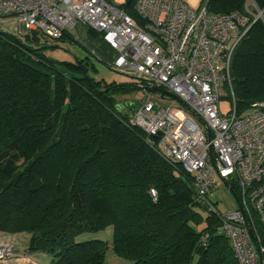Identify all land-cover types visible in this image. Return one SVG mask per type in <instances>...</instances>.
<instances>
[{"label":"trees","instance_id":"16d2710c","mask_svg":"<svg viewBox=\"0 0 264 264\" xmlns=\"http://www.w3.org/2000/svg\"><path fill=\"white\" fill-rule=\"evenodd\" d=\"M105 1L144 25L137 0ZM248 1L200 0L210 13L250 15L229 65L236 112L264 100V0H251L262 15L255 19ZM55 40L85 55L52 58ZM96 58L68 30L52 39L0 29V231L26 233L24 252L44 253L48 264H102L108 245L131 264H236L191 176L129 124L138 103H118L145 85L96 78ZM107 226L110 243L77 239Z\"/></svg>","mask_w":264,"mask_h":264},{"label":"built area","instance_id":"2783aa9c","mask_svg":"<svg viewBox=\"0 0 264 264\" xmlns=\"http://www.w3.org/2000/svg\"><path fill=\"white\" fill-rule=\"evenodd\" d=\"M134 9L143 26L105 0H0V17L25 31L55 39L80 22L100 32L114 52L112 69L178 97L182 104L147 93L129 124L191 176L196 199L217 218L236 264H264V100L236 112L229 76L250 15L210 13L204 2L194 8L182 0H137ZM221 87L231 94L226 114L218 107ZM219 181L234 207L220 210L210 199ZM15 251L0 243V263Z\"/></svg>","mask_w":264,"mask_h":264},{"label":"rangeland","instance_id":"374dc122","mask_svg":"<svg viewBox=\"0 0 264 264\" xmlns=\"http://www.w3.org/2000/svg\"><path fill=\"white\" fill-rule=\"evenodd\" d=\"M245 9L248 12H252L254 15L257 16V18H261L262 15L258 16L260 11L256 9L254 3L249 0L246 5ZM85 26V25H84ZM19 29L18 23L12 19V18H1L0 17V29H13L16 28ZM87 28V26H85ZM72 32V31H71ZM74 32V31H73ZM92 37H95L97 39L101 37L99 36H93L92 34L90 35ZM56 41V40H55ZM54 42V41H53ZM56 44V48H46V54L49 55L52 58L56 59H63V60H73L75 58H80L85 55V50L82 49L79 45L72 43L68 40H57L54 42ZM97 58L95 60V67L96 71L93 73L96 78H104L107 81H115L117 83H122V82H131V78L128 77L127 75L120 73L109 66H105L100 62V60L104 61L105 63H110L112 59L114 58V53L113 51L108 47H103L100 50L97 51ZM230 65V64H229ZM152 94V95H159L158 93L155 92H146L142 89H138L136 91H133L129 94L125 95H119L116 97L118 103L123 105L124 103L128 102H137L139 103L140 100H142L146 94ZM164 103H169L170 101L164 100ZM219 110L221 113L226 114L228 113L232 107H231V94L229 89L225 87H221L220 95H219V103H218ZM210 199L212 201L217 202V208L220 210L227 209L229 207H234V200L231 194L227 192L226 187L219 181L217 188L215 191L212 193ZM111 235H112V227L107 226L106 228L96 231V232H85L82 233L77 239L78 240H87V239H100L103 240L107 243H110L111 241ZM24 241V235H18L16 236L15 241L13 240H7L2 243H9L15 248L14 256L10 258V262H15L13 260L16 259H23L21 261L16 260L19 263L22 264H34L37 263L40 255H34V257L27 258L26 260V255L20 248L23 244ZM110 246L108 245L105 252H104V258L102 264H131V261L125 258H121L116 256L112 250L109 248ZM46 255V254H44ZM47 256V255H46ZM8 262V263H10Z\"/></svg>","mask_w":264,"mask_h":264},{"label":"crops","instance_id":"0c3cea01","mask_svg":"<svg viewBox=\"0 0 264 264\" xmlns=\"http://www.w3.org/2000/svg\"><path fill=\"white\" fill-rule=\"evenodd\" d=\"M111 1L113 3H116V4H120V3H123L125 0H111ZM182 1H184L189 6L194 7V8L198 7L201 4L200 0H182ZM3 18H11V17H3ZM3 30H5V29H3ZM70 31H72L74 36L76 38H78L79 41L82 44H84V46H86L96 57H98L97 56V51L100 50L101 48L107 46L102 40H100V38L97 39L95 37L90 36L91 34L88 31V29L84 26V24H82L80 22H76L74 24L73 29L70 30ZM24 32H25V30L21 27V25H19V29H17V27H16V28H13L12 31H11V33L17 34V35H20V34H22ZM22 234L24 235V241H23V244H22V246L20 248L24 252V249L26 248L27 240H28V235L26 233L21 232V233L10 234V233H5V232H1L0 231V243L5 242L7 240L15 241L16 236L22 235ZM24 254L27 256L26 260H28L27 258L34 257V255H40V258H39L38 262L34 263V264H48V262H49V257L44 255V253H41V252H34V253H26V252H24ZM23 259L21 258L20 260L19 259H16V260L21 261ZM16 260H13V261L17 262ZM0 264H4V263H0ZM18 264H22V263L18 262Z\"/></svg>","mask_w":264,"mask_h":264},{"label":"water","instance_id":"95a60500","mask_svg":"<svg viewBox=\"0 0 264 264\" xmlns=\"http://www.w3.org/2000/svg\"><path fill=\"white\" fill-rule=\"evenodd\" d=\"M260 15H261V12L259 13L258 16H260ZM141 89L146 91V92L158 93L159 96L162 97V98L171 99V100L176 101L177 103L182 104L181 100L178 97H176L173 93H171V92H169L167 90H164V89H161V88H158V87H148V86H144Z\"/></svg>","mask_w":264,"mask_h":264},{"label":"bare ground","instance_id":"6f19581e","mask_svg":"<svg viewBox=\"0 0 264 264\" xmlns=\"http://www.w3.org/2000/svg\"><path fill=\"white\" fill-rule=\"evenodd\" d=\"M8 264H18V262H10V263H8Z\"/></svg>","mask_w":264,"mask_h":264}]
</instances>
